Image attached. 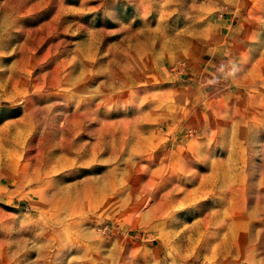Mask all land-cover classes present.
I'll return each instance as SVG.
<instances>
[{
    "label": "rangeland",
    "instance_id": "374dc122",
    "mask_svg": "<svg viewBox=\"0 0 264 264\" xmlns=\"http://www.w3.org/2000/svg\"><path fill=\"white\" fill-rule=\"evenodd\" d=\"M42 226L264 264V0H0V264Z\"/></svg>",
    "mask_w": 264,
    "mask_h": 264
},
{
    "label": "crops",
    "instance_id": "0c3cea01",
    "mask_svg": "<svg viewBox=\"0 0 264 264\" xmlns=\"http://www.w3.org/2000/svg\"><path fill=\"white\" fill-rule=\"evenodd\" d=\"M31 232L33 235H28L26 230L19 232V252L13 253L18 256L17 264H83L79 260L84 257L83 245H77L74 242L77 236L71 233H78L82 238V233L89 230L72 231L59 226H42Z\"/></svg>",
    "mask_w": 264,
    "mask_h": 264
}]
</instances>
